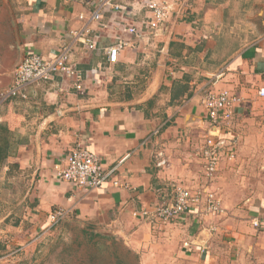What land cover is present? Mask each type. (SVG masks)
Here are the masks:
<instances>
[{"label": "crops", "instance_id": "crops-1", "mask_svg": "<svg viewBox=\"0 0 264 264\" xmlns=\"http://www.w3.org/2000/svg\"><path fill=\"white\" fill-rule=\"evenodd\" d=\"M95 1L0 0V92L13 83L26 54L54 57L65 45L73 46L71 63L87 88L80 96L71 78L57 74L29 84L25 98H0V126L8 128L0 139L9 151L0 162V264L37 252L35 239L47 235L49 214L61 206L128 237L145 264H264V199L257 194L201 225L197 208L168 224L134 215L137 208L173 201L176 186L206 187L204 138L199 142L197 133L207 132L201 99L211 85L244 97L222 131L229 145L219 167L224 156L237 155L239 127L264 98L258 94L264 87V0H178L157 42L146 48L123 34L133 45L110 67L104 47L116 42L120 26L92 22L95 50L73 35L85 22L80 14L88 18ZM172 42L185 45L175 48L177 56L170 55ZM78 143L97 153L105 170L114 169L102 187L78 189L57 177L58 165ZM195 148L201 174L191 162ZM114 180L127 186L115 187Z\"/></svg>", "mask_w": 264, "mask_h": 264}, {"label": "built area", "instance_id": "built-area-1", "mask_svg": "<svg viewBox=\"0 0 264 264\" xmlns=\"http://www.w3.org/2000/svg\"><path fill=\"white\" fill-rule=\"evenodd\" d=\"M177 3L178 0H96L88 18L80 14L79 18L85 22L73 35L76 41L89 50H95L98 47V35L93 33L90 25L92 22L105 29L113 22L120 26L122 34L117 35L116 42L104 47L110 67L118 62L122 50L133 45V41L123 34H133L138 44L143 42L148 48L166 31L168 23L178 10ZM106 13L115 16H112L111 21L104 22ZM142 14L143 17L139 18ZM72 52L73 46L65 45L54 57L46 58L38 53L26 54L14 69L13 83L0 92V98L19 95L25 98L29 84L52 80L57 74L71 78L77 94L85 96L87 88L84 85V74L71 63ZM223 75L222 69L215 74V80ZM262 76L264 77V72ZM258 94L264 96V87L259 89ZM243 101L244 97L239 92L228 88L217 90L211 85L204 89L201 103L208 117V128L201 147L205 182L211 181L218 171L222 151L229 145L228 139L222 136V131L231 125L236 108ZM113 172L114 169L103 168L97 153L78 143L70 150L62 164L58 165L56 175L60 180L69 182L78 189H95L102 187ZM113 185L120 188L127 186L119 180H114ZM208 186L196 190L176 186L173 201L154 207L137 208L134 215L152 222L168 224L194 208H197L202 218L224 213L226 210L220 199L214 192L209 191ZM69 213L70 211L62 206L53 209L49 214L50 227L59 224ZM254 223L258 225V222Z\"/></svg>", "mask_w": 264, "mask_h": 264}, {"label": "rangeland", "instance_id": "rangeland-1", "mask_svg": "<svg viewBox=\"0 0 264 264\" xmlns=\"http://www.w3.org/2000/svg\"><path fill=\"white\" fill-rule=\"evenodd\" d=\"M255 111L257 114L254 116L249 115L246 119H243V123L240 122L239 129L243 128V132L241 133L242 129L239 130L241 139L237 155L231 159L224 156L215 177L211 181H206V187L209 185V191L214 192L222 198V203L224 202L223 206L229 214L233 212L232 207L245 205L248 196L251 197L257 194V196L264 199V98L258 100ZM197 135L200 142L204 138L205 133L201 132L197 133ZM180 145L183 148L187 144L185 141L184 143L180 141ZM196 151L195 148L192 156L194 160L191 162L194 164L193 170L201 174L200 155ZM235 194L237 196H234ZM233 203L237 204L233 205ZM209 217L204 216L202 218L198 215V224L201 225L203 223L202 220ZM209 220L211 219L206 221ZM48 231L47 235H45L46 233H41L42 236L40 238L44 237L41 239L42 241H38V238L35 239L39 244L37 252L34 253L32 251V255L30 253L21 261L10 263L87 264L89 263L88 250L90 251V249L84 243V237L87 236L85 232H96L106 235L108 238L105 240L109 243L115 242L118 247L117 255L126 259L129 264H145V261H142L138 247H133L131 241L127 240L128 237L124 238L118 233L115 234L104 228L94 226L89 221L79 217L76 213H69L62 222L54 227H50ZM136 255L138 260L135 257ZM104 259L102 264H115L113 255L106 254ZM147 264H152V262Z\"/></svg>", "mask_w": 264, "mask_h": 264}, {"label": "trees", "instance_id": "trees-1", "mask_svg": "<svg viewBox=\"0 0 264 264\" xmlns=\"http://www.w3.org/2000/svg\"><path fill=\"white\" fill-rule=\"evenodd\" d=\"M173 46H176V47H173ZM183 47H185L184 44L172 42L171 48H170V55L171 56L179 55L180 53L177 51V49H180ZM175 48L177 49L175 50ZM198 49H199V46H198ZM0 130H2L4 134H7L8 128L6 125H2L0 126ZM0 142L2 143L0 144V162H1L6 159L9 151L5 144V142L8 143V141H6L5 138H3L2 140L0 139ZM85 233L87 236L84 237L85 238L84 243L86 247L90 249V251L88 250L89 263L87 264H102L103 261L105 260L104 258L106 254L114 256L115 264H129L126 259L117 255L118 247L115 244V242L109 243L107 240H105L106 238H108L106 235H103L101 233H96V232H85ZM128 250L130 251V249ZM129 251L127 252L130 253ZM135 257L138 260L137 255Z\"/></svg>", "mask_w": 264, "mask_h": 264}]
</instances>
